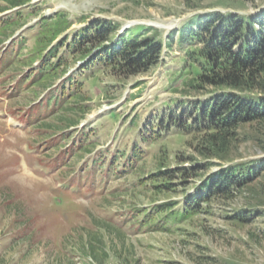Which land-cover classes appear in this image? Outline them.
<instances>
[{"label": "rangeland", "instance_id": "374dc122", "mask_svg": "<svg viewBox=\"0 0 264 264\" xmlns=\"http://www.w3.org/2000/svg\"><path fill=\"white\" fill-rule=\"evenodd\" d=\"M21 2L30 5L24 9L22 16L27 23H34L59 8L65 10L73 22L83 15L110 20L119 27L107 39V44L121 39L118 34L122 25L152 27L154 30L142 38L146 40L145 36L157 35V39L162 40L169 39L168 35L177 32L197 14L220 11L250 16L264 10V0ZM3 6L5 2L0 5ZM66 18L61 16L54 21L52 31L37 42L34 36L38 34V29L27 34L29 50H26L17 69H22L21 64L33 55L42 53L39 51L45 47V42H49L66 25ZM13 29L15 26L0 31V41L11 35L10 30ZM179 39L177 33L173 49L164 47L158 64L138 76H128L123 68H109L101 60L95 61L86 69L87 72H83V75L88 73L90 76L82 93L86 99L83 103L80 101L76 111L65 118L78 119L84 112L87 114L84 119L90 118L107 106L120 103L114 112L99 118L93 138L104 144L116 125L121 123L119 131L123 133H120L122 137L118 141L131 145L136 139L138 144L150 151V155L138 173L131 177V181L149 178L146 186L118 200L106 199L95 206L84 205L86 218L79 221L77 228L51 227L54 226L52 219H42L53 201L44 195L42 186L45 182L33 177L15 148L29 137L23 131L4 134L3 121L0 120V264H264V179L236 191L231 201L221 203L214 198L204 205L200 215L184 222L179 231L152 232L145 227L141 232L128 233L122 240L103 226L105 211L133 205L145 206L156 201L183 200L193 181L209 175L220 165L264 157V130L258 125H244L238 131V141L226 151L212 147L203 149V144L195 141L188 129L184 132L180 130L179 127L195 124L197 120L196 114L191 111L190 101L204 100L215 89L198 79L201 70L184 67L187 59L193 60L187 56L191 49L188 45L192 44L181 46ZM107 40L102 43L91 40L88 44L83 43L82 49L91 48L92 51ZM198 48L200 50L202 46ZM83 52L76 54L74 60L67 58L69 69L79 64ZM17 100L22 104L27 102L25 95ZM135 115V121L131 122ZM57 124L62 128L56 132L68 127L64 122L51 119L45 129ZM14 156L17 157V164L11 168V175H7L5 161ZM174 168L177 170L170 171ZM166 170L171 173L157 176ZM150 177L154 179L150 180ZM253 208L259 210L247 214L245 222L231 217L239 210ZM89 242L96 243V252L103 259L102 263L89 253Z\"/></svg>", "mask_w": 264, "mask_h": 264}, {"label": "trees", "instance_id": "16d2710c", "mask_svg": "<svg viewBox=\"0 0 264 264\" xmlns=\"http://www.w3.org/2000/svg\"><path fill=\"white\" fill-rule=\"evenodd\" d=\"M9 4L16 7L22 2L10 0ZM107 32L98 40L100 43L109 38ZM177 32L181 46L192 44L188 45L191 49L187 56L193 60L187 59L184 67L201 70L198 79L215 89L204 101L193 103L199 129L194 136L195 141L203 144L206 150L212 147L226 151L238 141V131L244 125H258L264 130V10L250 16L222 12L199 14ZM176 34L171 35L168 43L170 49H173ZM161 41L155 43V37L142 43L130 37L124 39V44L128 45L121 53L125 73L138 76L156 66L163 50ZM90 49L87 48V51ZM75 111L76 108L71 107L56 119L74 126L86 116L84 112L78 119L65 118ZM58 125L48 128H62ZM262 151L264 154V146ZM220 167L222 170L211 175L209 181L215 189H212L213 196L221 203L233 200L236 191L264 179V157L229 166L222 164ZM257 210H239L231 217L245 222L248 220L247 214H254ZM103 226L109 233L126 239L122 232L104 220ZM96 249V243L89 242V253L102 263L103 259H100Z\"/></svg>", "mask_w": 264, "mask_h": 264}]
</instances>
